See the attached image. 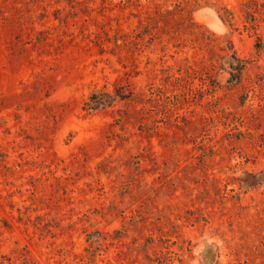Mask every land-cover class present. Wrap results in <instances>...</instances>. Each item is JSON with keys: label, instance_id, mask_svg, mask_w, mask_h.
I'll return each instance as SVG.
<instances>
[{"label": "rangeland", "instance_id": "rangeland-1", "mask_svg": "<svg viewBox=\"0 0 264 264\" xmlns=\"http://www.w3.org/2000/svg\"><path fill=\"white\" fill-rule=\"evenodd\" d=\"M0 264H264V0H0Z\"/></svg>", "mask_w": 264, "mask_h": 264}, {"label": "trees", "instance_id": "trees-1", "mask_svg": "<svg viewBox=\"0 0 264 264\" xmlns=\"http://www.w3.org/2000/svg\"><path fill=\"white\" fill-rule=\"evenodd\" d=\"M234 71L241 73L242 68L238 65L234 67ZM128 98L129 95H126L125 91L122 89L121 91H118V94L115 96L107 92H97L90 97L89 101L85 105V110L89 113H96L100 110L111 107L117 99L126 100Z\"/></svg>", "mask_w": 264, "mask_h": 264}]
</instances>
